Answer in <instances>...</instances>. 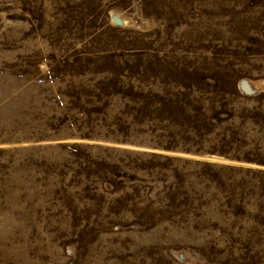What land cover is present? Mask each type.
I'll return each instance as SVG.
<instances>
[{"label":"rangeland","instance_id":"374dc122","mask_svg":"<svg viewBox=\"0 0 264 264\" xmlns=\"http://www.w3.org/2000/svg\"><path fill=\"white\" fill-rule=\"evenodd\" d=\"M258 108L264 0H0V264H264Z\"/></svg>","mask_w":264,"mask_h":264},{"label":"trees","instance_id":"16d2710c","mask_svg":"<svg viewBox=\"0 0 264 264\" xmlns=\"http://www.w3.org/2000/svg\"><path fill=\"white\" fill-rule=\"evenodd\" d=\"M188 80V79H187ZM206 79L204 78V75L203 76H201V78H200V82L202 81H205ZM205 85H209L208 83H207V81H205V83H204ZM225 96H227V94L225 95ZM233 96L234 97H238V99H241V96H240V93L237 91V89H236V87H235V91H234V93H233ZM228 97H232V94H229L228 95ZM192 98V97H191ZM209 101H211V102H213L212 103V105H211V108L210 109H207L209 112H211V114H212V117H209V116H207V117H204V118H202L200 121H203V123L205 124V125H202V124H200L202 127H200V128H198V129H196V130H198V131H204L205 130V128H203V127H210V129H211V131H213V133H215V131L216 130H214L213 129V127L215 128L216 126V124L217 125H219V126H221V125H223L224 123H226L225 121H223L222 119H221V117L222 116H230V115H235V114H238V116L240 117V115H239V104L240 103H238V104H234L232 107H231V105H232V103H231V100L230 99H228L227 97H224L223 96V98L221 99V101H218L217 99H215V98H211V99H208ZM207 101V100H206ZM220 103H222L223 105H224V107L225 108H229L228 110L227 109H221V108H219V107H221L219 104ZM230 103V104H229ZM243 105H244V103H242ZM182 106V105H181ZM245 106V105H244ZM201 108L203 109V106H201ZM206 110V109H205ZM216 110H219V111H216ZM258 111H260V113H258V112H256L255 113V116L253 115L251 118H250V121H252L253 122V125H255L256 126V128H258L259 130L257 131V129H255L254 127L252 128V132H256V133H263V131H264V116L262 115V110L260 109V108H258ZM244 120H246V119H244ZM198 121V120H197ZM200 121H198V123L200 122ZM247 121V120H246ZM222 122V123H221ZM224 122V123H223ZM198 123H195V125L196 124H198ZM207 124H208V126H207ZM251 124V123H250ZM252 125V124H251ZM234 134V133H233ZM195 135V137H196V133L194 134ZM235 138L236 137H232V138H230V140H231V143H232V141L233 140H235ZM257 138H253L251 135H249V138L247 139V140H243V141H241L244 145H247L248 143L247 142H249V141H252V140H256ZM226 143H227V141L226 140H224ZM248 159L251 161V160H253L252 159V157H248ZM243 160H247V157H243Z\"/></svg>","mask_w":264,"mask_h":264}]
</instances>
